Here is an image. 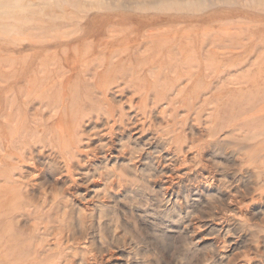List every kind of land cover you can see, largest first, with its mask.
Wrapping results in <instances>:
<instances>
[{"label": "rangeland", "instance_id": "obj_1", "mask_svg": "<svg viewBox=\"0 0 264 264\" xmlns=\"http://www.w3.org/2000/svg\"><path fill=\"white\" fill-rule=\"evenodd\" d=\"M0 264H264V0H0Z\"/></svg>", "mask_w": 264, "mask_h": 264}, {"label": "bare ground", "instance_id": "obj_2", "mask_svg": "<svg viewBox=\"0 0 264 264\" xmlns=\"http://www.w3.org/2000/svg\"><path fill=\"white\" fill-rule=\"evenodd\" d=\"M103 260V259H102Z\"/></svg>", "mask_w": 264, "mask_h": 264}]
</instances>
